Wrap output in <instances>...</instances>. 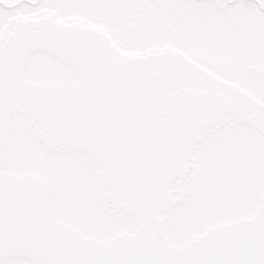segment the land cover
<instances>
[{"label": "snow or ice", "instance_id": "1", "mask_svg": "<svg viewBox=\"0 0 264 264\" xmlns=\"http://www.w3.org/2000/svg\"><path fill=\"white\" fill-rule=\"evenodd\" d=\"M0 264H264V0H0Z\"/></svg>", "mask_w": 264, "mask_h": 264}]
</instances>
